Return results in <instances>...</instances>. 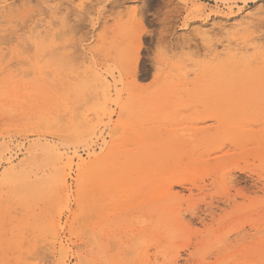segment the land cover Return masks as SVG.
Segmentation results:
<instances>
[{"label":"rangeland","instance_id":"1","mask_svg":"<svg viewBox=\"0 0 264 264\" xmlns=\"http://www.w3.org/2000/svg\"><path fill=\"white\" fill-rule=\"evenodd\" d=\"M0 50V264H264V0H0Z\"/></svg>","mask_w":264,"mask_h":264},{"label":"bare ground","instance_id":"2","mask_svg":"<svg viewBox=\"0 0 264 264\" xmlns=\"http://www.w3.org/2000/svg\"><path fill=\"white\" fill-rule=\"evenodd\" d=\"M244 21H245V20H244ZM245 22H246V23H241V24L239 25V27L241 28L242 26H246V27H247L246 29H250V28H248V27H250V24H251V23H248V25H247V21H245ZM43 26H46V25H43V24H42L41 29L43 28V30H41V31H36V32H34V33L32 34V35H33V36H31L32 39L35 38V39L38 40V38L42 37V36H41L42 34H45L46 36L43 35L42 38H43V39L46 38V39L43 40V41H46L47 38H48L47 36H49V37L51 36V33H52L51 30H52V29H50L49 27L47 28V26H46V27H43ZM38 27H40V26H38ZM243 28L245 29V27H243ZM243 28H242V29H243ZM224 30H225V29H224ZM242 31H244V30H242ZM247 31H248V30H247ZM204 32H205V31H204ZM204 32H203V33H204ZM208 32H209V31H208ZM49 34H50V35H49ZM29 35H30V34H29ZM204 35H208V33H204ZM250 35H251V34H250ZM28 37H29V36H28ZM31 38H30V39H31ZM42 38H41V40H42ZM32 39H31V40H32ZM26 41H27V39H26ZM35 42H36V41H35ZM38 42H39V40H38ZM46 43H47V41H46ZM27 44H28V43H27ZM27 44H25V45H27ZM44 44H45V43H44ZM36 45H37V44H36ZM252 45H253V44H252ZM30 48H31V50L33 51L31 45H30ZM33 48H34V47H33ZM1 49H2V48H1ZM63 49H64V48H63ZM0 51H3V52H4V50H0ZM40 51H41V50H40ZM47 54H48V53H47ZM49 54H50V53H49ZM49 54H48V55H49ZM50 55H53V54H50ZM45 56H46V55H45ZM1 57H2V56H1ZM6 57H8V56H6ZM6 57H5V60H8V59H6ZM49 57L51 58V56H49ZM61 57H62V56H61ZM45 58H46V57H45ZM34 59H35V58H34ZM41 59H42V58H41ZM43 59H44V58H43ZM53 59H54V60H53ZM234 59H235V58H234ZM3 60H4V58H3ZM46 60H48V59H46ZM49 60H50V59H49ZM51 60H53V61L51 62L52 64H49V65H50L49 68H51V67H52L51 65H54V64H55V65H59V64H56V63H58V61H56V57L51 58ZM63 60H64V59H63ZM1 62H2V61H1ZM4 62H5V61H4ZM4 62H3V63H4ZM18 62H19V61H18ZM21 62H22V61H21ZM48 62H49V61H48ZM53 62H54V64H53ZM236 62H237V61H236ZM249 62H250V61H249ZM3 63H1V64H3ZM28 63H29V62H28ZM39 63H41V62H39ZM63 63H64V65H66V64H65L66 62H63ZM63 63H61V65H62ZM69 63H70V62H69ZM69 63L67 62L68 65H69ZM9 65H10V64H9ZM47 65H48V64H47ZM49 65H48V66H49ZM61 65H60V66H61ZM0 66H1V65H0ZM7 66H8V65H7ZM28 66H29V65H28ZM1 67H3V66H1ZM8 67H9V66H8ZM30 67H31V66H30ZM35 67H36V66H35ZM54 67H57V66H54ZM65 67H66V66H65ZM65 67H64V68H65ZM66 68H67V67H66ZM72 68H73V67H72ZM6 69H7V68H6ZM34 69H35V68H34ZM10 70H11V68H10ZM10 70H9V71H10ZM17 70H18V69H17ZM47 71H48V70H47ZM239 71H240V70H239ZM13 72L15 73V70H13L12 73H13ZM49 72H50V71H49ZM99 72H100V71H99ZM234 72H235V71H234ZM6 73H7V71H6ZM6 73H5V74H6ZM18 73H19V72H18ZM20 73H21V72H20ZM26 73H28V72H24V75H25ZM56 73H57V72H56ZM73 73H75V71H73ZM231 73H232V72H231ZM235 73H237V72H235ZM22 74H23V73H22ZM30 74H32V72H31ZM33 74H34V73H33ZM60 74H62V73H60ZM88 74H89V73H88ZM0 75H1V74H0ZM6 75H7V74H6ZM6 75H5V76H6ZM20 75H21V74H20ZM20 75H19V76H20ZM24 75H23V77H22V78H24L23 80H25V82H27V84H30V85H31V83H28V81L31 82V81H30V80H31V79H30L31 77H29L28 75H25V76H27V77H26L27 81H26ZM40 75H41V74H40ZM16 76H18V75H16ZM19 76H18V77H19ZM37 76H38V75H37ZM63 76H64V75H61V77H63ZM14 77H15V76H14ZM18 77H17V78H18ZM28 77H29V78H28ZM38 77H39V76H38ZM68 77H69V76H68ZM73 77H74V76H73ZM87 77H88V76H87ZM4 78H5V77H4ZM15 78H16V77H15ZM19 78H21V77H19ZM50 78H51V77H50ZM240 78H241V77H240ZM12 79H13V78H12ZM39 79H40V77H39ZM85 79H86V82H87L88 79H87V78H85ZM21 80H22V79H21ZM37 80H38V78H37ZM40 80H41V82H42V79H40ZM40 80H39V81H40ZM75 80L77 81V79H75ZM14 81H16V80L14 79ZM18 81H19V80H18ZM18 81H17L18 84H19V83L22 84V82H18ZM35 81H36V80H35ZM35 81H34V82H35ZM39 81H38V82H39ZM45 81H46V80H45ZM73 81H74V80H73ZM230 81H231V80H230ZM238 81H239V79L237 80L236 83L234 82L235 84H233V88L230 89L231 92L228 91L231 97H234V95H237V94H235V92H236V90L238 91V89H239V91H240V89L243 90V88H244L245 91H242V92H241V94L244 95V96H246V95H248V94H252L253 92H259V91H263V90H264V83H263V82H259L258 84H250V85H245V84L242 85V84L240 83V85H242V86H239V82H238ZM241 81L243 82V80H241ZM56 82H57V80H56ZM0 83H1V82H0ZM17 83H16V84H17ZM46 83H47V82H46ZM46 83L44 82V84H46ZM48 83H49V82H48ZM61 83H62V82H61ZM1 84H2V83H1ZM1 84H0V85H1ZM80 84H81V83H80ZM32 85H34V84H32ZM32 85H31V86H32ZM37 85H40V84H37ZM46 85H48V84H46ZM34 86H35V85H34ZM11 87H12V86H10L9 88H11ZM28 87H29V86H28ZM230 87H232V86H230ZM66 88H67V87H66ZM175 88H176V87H175ZM203 88H204V87H203ZM208 88H209V87H208ZM221 88H222V87H221ZM226 89L229 90V87L226 88ZM19 90H20V89H19ZM179 90H180V89H179ZM17 91H18V90H17ZM33 91H34V90H33ZM59 91H60V90H59ZM180 91H181V90H180ZM182 91H183V90H182ZM214 91H216V90H214ZM224 91H225V90H224ZM13 92H14V91H13ZM20 92H23V91H20ZM25 92H26V91H25ZM25 92H23V93H25ZM0 93H1V91H0ZM15 93H16V92H15ZM45 93H47V92H45ZM49 93H51V92H49ZM110 93H111V92H110ZM214 93H215V92H214ZM238 93H239V92H238ZM8 94H9V93H8ZM11 94H12V93H11ZM29 94H31V93H29ZM71 95H72V94H71ZM203 95H204V94H203ZM216 95H218V94H216ZM1 96H2V95H1ZM43 96H44V95H43ZM49 96H51V97L53 98L52 94H49ZM2 97H3V96H2ZM45 97H47V96H45ZM51 97H50V99H51ZM48 98H49V97H48ZM48 98H47V99H48ZM86 98H87V97H86ZM44 99H45V98H44ZM22 100L24 101V99H22ZM45 100H46V99H45ZM45 100H43V101H45ZM52 100H53V99H52ZM52 100H51V102H52ZM23 101H21V102H22V105H23ZM53 101H54V100H53ZM21 102H20V103H21ZM24 103H25V102H24ZM29 105H30V103H29ZM29 105H28V106H29ZM46 105H47V104H46ZM78 105H79V104H78ZM47 106H48V105H47ZM79 106H80V105H79ZM31 107H32V106H30V108H31ZM80 107H81V106H80ZM0 108H2V107H0ZM23 108H24V107H23ZM32 108H33V107H32ZM81 108H82V107H81ZM2 109H4V108H2ZM8 109H9V108H8ZM43 109H44V108H43ZM6 110H7V108H6ZM6 110H5V111H6ZM9 110H10V109H9ZM11 110H12V109H11ZM11 110H10V111H11ZM10 111L7 110V114H8L9 116H10L11 114H14L13 112H10ZM40 111H41V110H40ZM45 111H46V110H45ZM0 112H1V111H0ZM5 113H6V112H5ZM9 113H10V114H9ZM42 113H43V112H42ZM74 113H75V112H74ZM27 114H28V113H27ZM46 114H47V113H46ZM3 115H4V113H3ZM42 115H43V114H42ZM47 115H48V114H47ZM82 116H83V115H82ZM4 117H5V116H4ZM24 117H26V116H24ZM8 118H9V117H8ZM26 118H28V117H26ZM28 119H29V118H28ZM28 119H27V121H28ZM32 119H33V118H32ZM42 119H43V118H42ZM59 119H60V118H59ZM3 120H4V119H3ZM3 120H2V121H3ZM54 120H55V121H54ZM61 120H62V119H61ZM4 121H5V120H4ZM44 121H45V120H44ZM53 121H54V122L57 121L55 117H54ZM53 121H52V120H49V122H51V124H52ZM63 121H64V120H63ZM82 121H83V120H82ZM33 122H34V121H33ZM38 122H39V121H38ZM46 122H48V121H46ZM46 122H45V123H46ZM49 122H48V124H49ZM54 122H53V123H54ZM36 123H37V122H36ZM57 123H59V122L57 121ZM81 123H82V122H81ZM32 124H33V123H32ZM39 124H41V123H39ZM45 125H46V124H45ZM51 127H52V126H51ZM40 128H41V127H40ZM74 129H75V128H74ZM0 131H1V130H0ZM82 132H83V131H82ZM8 136H9V135H8ZM10 136H11V135H10ZM10 138H11V137H10ZM10 138H9V139H10ZM38 138H40V137H37V139H38ZM31 141H32V140H31ZM10 146H11V145H10ZM57 149H58V148H57ZM4 152H5V151H4ZM18 153H19V152H18ZM10 154H11V153H10ZM17 155H18V154H17ZM58 155H59V154H58ZM2 157H3V154L0 153V159H1ZM16 157H17V156H16ZM70 158H71V157H70ZM52 159H53V163H54V161H55V165H58V164L60 163V162H59L60 159H57V156H54V158H52ZM56 160H57V161H56ZM80 160H82V159L80 158ZM2 161H3V160H2ZM9 162H11V161H9ZM71 162H72V161H71ZM83 162H84V161H83ZM70 164H71V163H70ZM84 164H85V163H84ZM72 165H73V164H72ZM6 166H7V165H6ZM80 166H81V165H80ZM7 167H8V166H7ZM69 167L71 168V165H69ZM13 169H14V168H13ZM51 171H52V170H51ZM10 172H11V171H10ZM10 174H11V175L8 176V173H7V177H9V178H3V179H1V181H0V185H7L9 179H11V178H15V177L17 176V172H13V173H10ZM1 175H2V174H1ZM1 175H0V176H1ZM57 182H58L59 186H61V187H65V185H66V178H65L64 176H62V177H58V178H57ZM57 206H58V205H57ZM10 212H11V211H10ZM12 213H13V212H11L10 214H12ZM4 225L6 226L7 224H4ZM8 225L11 226V224H8ZM6 227H7V226H6ZM261 232H262V231H261ZM23 244H24V241H23ZM26 244H27V242L25 243V245H26ZM13 245H14V244H13ZM12 247H13V246H12ZM23 247H24V246H23ZM29 249H30V248H29ZM12 250H13V249H12ZM22 251H23V250H22ZM139 252H140V251H139ZM139 252H138V253H139ZM24 253H26V252L24 251ZM143 253H144V252H143ZM8 254L10 255V252H9ZM61 254L64 255L63 252H62ZM13 255H14V253H13ZM21 255H23V252L21 253ZM62 255H61V256H62ZM142 256H143V255H142ZM65 257H66V256L61 257L62 259H59L60 261L58 262V264H67V263H66V260H65ZM21 260H22V257H21Z\"/></svg>","mask_w":264,"mask_h":264}]
</instances>
